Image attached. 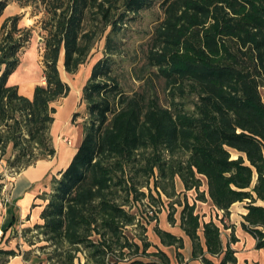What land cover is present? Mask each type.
<instances>
[{
    "label": "trees",
    "instance_id": "1",
    "mask_svg": "<svg viewBox=\"0 0 264 264\" xmlns=\"http://www.w3.org/2000/svg\"><path fill=\"white\" fill-rule=\"evenodd\" d=\"M43 4L45 83L37 84L31 97L9 79L32 31L20 26L18 15L0 21V160L11 171L56 155L55 104L71 91L60 66L77 73L104 40V56L83 87L87 117L81 144L69 165L52 177L49 191L38 196L46 201L43 223L25 230L31 245L43 243L38 249L46 264H118L126 250L146 255L151 243L140 236V244L127 233L130 226L146 232L136 203L148 209L146 223L158 222L163 196L173 200L191 190L193 203L185 197L174 204L182 206L180 227L193 242L194 257L213 264L207 252L222 256L220 264L237 263L234 250L223 248L221 226L202 223L199 201L222 211V224L235 203L245 202L241 227L256 240V249H264V0ZM156 6L163 17L147 44L144 71L137 76L142 83L129 93L118 60L127 55L126 32L129 23ZM6 7L7 0H0V20ZM169 220L175 223L174 213ZM154 231L163 244L184 247L158 224ZM15 254L0 249V257ZM148 255L155 259L132 264H170L159 249Z\"/></svg>",
    "mask_w": 264,
    "mask_h": 264
},
{
    "label": "rangeland",
    "instance_id": "2",
    "mask_svg": "<svg viewBox=\"0 0 264 264\" xmlns=\"http://www.w3.org/2000/svg\"><path fill=\"white\" fill-rule=\"evenodd\" d=\"M15 15L21 17L19 22L20 26L31 29L33 37L30 44L21 54V64L15 73L11 75L9 83L12 85H19L33 80L36 83L35 85L44 84L43 54L44 38L46 36V32L42 27L44 22H47L48 15L44 11L43 0H7V7L4 10L0 21L2 22L5 18ZM162 17V11L156 6L150 11L143 12L135 21L129 23V29L126 32L125 39L127 55L118 59L119 61L122 60L119 66V69L122 73V85L129 93L137 90L142 83L137 79V76H142L143 74L144 69H142V66H144L145 63L147 44L153 33L155 24L158 23L157 20H160ZM103 56L104 40L99 41L95 45L86 63L80 67L77 73L68 74L66 73L64 66H60L62 77L70 85L71 91L66 98L61 99L55 104L57 113L55 115V124L51 129V135L53 138V145L57 150L56 156L43 159L56 160L55 164L57 167L58 165L59 167L62 166L63 162H65V159L70 157L67 154L65 155L62 142L66 143L68 146L72 145V141L77 138L79 134V129L83 127V122L87 117L86 105L84 102H82L83 87L90 77L93 65ZM22 92L26 93L25 86H22ZM64 123H66V126L63 125ZM69 129L71 130L69 131ZM66 132H68V134ZM232 155L233 157H237L238 153L232 151ZM2 170L3 168L0 167V182L2 183L3 191L8 194V191L11 188L13 177H15L16 173L11 171L9 168L5 170V173H2ZM47 188L49 189L50 187ZM204 188L206 187H202L201 190ZM177 189L178 191H183L180 182L177 183ZM186 193V196L181 195L178 198H174L173 200H169L164 196L162 197L163 205L160 207V212L158 213V222L151 221L146 223V217L144 214L146 213V210L148 212V209L145 208L142 202L136 203V210L139 209L138 213L140 216H142L141 220L144 222L143 224L146 232L144 233L143 227L140 228L130 226L129 229H127V233L130 235V238L142 244L140 241L141 236L145 237L150 243H152L151 241L156 236L154 227L157 224L160 226V215L164 212L161 216V224H166L167 222L172 224L169 220L170 212L174 213L175 221H179L182 211V206H180L178 203L174 204V202H183L185 197L188 198L189 202L194 201L196 192L191 190ZM154 195L157 196L155 192ZM198 204L199 206L197 208V212L201 216L206 215L207 219L208 216H211V218L214 216L213 212L211 211L210 204L202 205L200 202ZM260 204L264 205V202H260ZM239 206L241 207V205ZM155 210L157 209L155 208ZM152 215L153 212H150L148 218H150ZM227 224H230L229 220L228 223L224 220L223 224L221 223L220 225L224 229L223 225ZM229 239L231 240L233 237L230 236ZM125 252L126 254L123 258L117 259L118 264H132L133 262L140 261L146 262L154 258V256L148 255L149 253L146 255L143 253L141 255L140 252V254L137 255L133 252H130L129 250H126ZM80 258L81 261H84L82 254L80 255ZM76 263L79 264V261Z\"/></svg>",
    "mask_w": 264,
    "mask_h": 264
},
{
    "label": "crops",
    "instance_id": "3",
    "mask_svg": "<svg viewBox=\"0 0 264 264\" xmlns=\"http://www.w3.org/2000/svg\"><path fill=\"white\" fill-rule=\"evenodd\" d=\"M35 84L36 83L33 80L19 84V93L26 97H31L34 87L36 86ZM22 86H25L26 93L22 92ZM65 124L66 123H64V125ZM82 138L83 127L79 129V134L77 138H75L76 142L74 145V140L70 146L62 142L65 155L67 154L70 156L65 159L62 166L59 167L58 165L57 167L55 164L56 160L54 161L53 159L41 160L36 165L30 166L21 170L19 173H16L15 177H13L11 188L8 191L9 201L0 207V233H2L0 249L13 250L16 254L8 257H0V264H46V261L44 260L45 255L38 249L43 243L31 245L26 240L27 235L25 236V230L34 228L35 225L43 223L41 212L46 205V201L40 199L38 196L49 191L47 187H50L52 177L69 165L77 148L81 144ZM0 167L3 168L2 173H5V170L8 169L6 163L1 160ZM1 185L2 183L0 182V186ZM3 192V189L0 188V194ZM199 202L202 205L210 204L211 211L214 215L212 218L211 216H208V219L206 215L201 216L202 223L213 220L220 225V218H222L223 212L215 210L209 201ZM199 202L196 204V213H198L197 208ZM190 203H193V201ZM239 205H241V207ZM245 206V202H238L231 207L230 216L228 219H225L227 223L229 220L230 224L227 225L231 227L224 229L221 227L223 248L227 249V247H230L234 250L237 261L236 264H264V249H256V240L241 227L243 216L247 212ZM162 214L160 215L159 228L181 238L184 247L182 249H177L176 246H167L161 242V239L155 233L156 236L151 241V247L148 249V252L151 253L156 252L158 249L161 250L168 256L170 264H205L201 257L193 256V242L180 227V220L175 221L174 224L168 222L166 224H161ZM200 235L204 245L203 233L200 232ZM230 236H232L233 239L230 240ZM29 251L32 252L27 259L25 254ZM204 254L213 262V264L221 263L222 256H212L207 252H204ZM38 255L40 257H38ZM153 259L155 258L150 260Z\"/></svg>",
    "mask_w": 264,
    "mask_h": 264
},
{
    "label": "built area",
    "instance_id": "4",
    "mask_svg": "<svg viewBox=\"0 0 264 264\" xmlns=\"http://www.w3.org/2000/svg\"><path fill=\"white\" fill-rule=\"evenodd\" d=\"M9 201L8 194L3 192L0 196V207H2L5 203ZM2 240V233H0V241Z\"/></svg>",
    "mask_w": 264,
    "mask_h": 264
},
{
    "label": "bare ground",
    "instance_id": "5",
    "mask_svg": "<svg viewBox=\"0 0 264 264\" xmlns=\"http://www.w3.org/2000/svg\"><path fill=\"white\" fill-rule=\"evenodd\" d=\"M60 117V116H59ZM62 118V117H61ZM60 120V119H59ZM62 120V119H61ZM64 125V124H63ZM61 128V127H60ZM63 129V128H62ZM71 129H69V131H70ZM67 134H68V132H66ZM73 139V138H72ZM76 139H74V142H73V145L75 144V141ZM72 147V146H71Z\"/></svg>",
    "mask_w": 264,
    "mask_h": 264
}]
</instances>
